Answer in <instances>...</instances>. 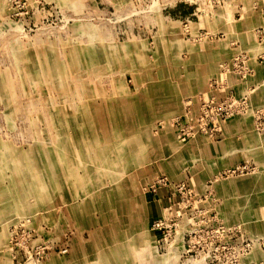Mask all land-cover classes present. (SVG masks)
<instances>
[{
	"label": "rangeland",
	"instance_id": "rangeland-1",
	"mask_svg": "<svg viewBox=\"0 0 264 264\" xmlns=\"http://www.w3.org/2000/svg\"><path fill=\"white\" fill-rule=\"evenodd\" d=\"M263 17L264 0H0V264H264V59L223 71ZM227 88L245 103L206 135Z\"/></svg>",
	"mask_w": 264,
	"mask_h": 264
},
{
	"label": "built area",
	"instance_id": "built-area-1",
	"mask_svg": "<svg viewBox=\"0 0 264 264\" xmlns=\"http://www.w3.org/2000/svg\"><path fill=\"white\" fill-rule=\"evenodd\" d=\"M260 30L264 33V28H260L258 32H260ZM249 56L250 55L247 52L238 54L233 58L231 62L227 63L224 66L223 71L227 73L230 72V74L241 77H247L248 75L253 74V71L248 66V61L250 60ZM223 85H225V83H223ZM227 89L228 95L222 97L221 99H216L214 96H211L212 111L200 113L198 119L196 120V124H198V130L201 132H205L206 135L211 134L210 132L214 131V128H217L220 124L225 123L226 120L233 117L235 115L236 109L239 106H242V103H245L234 96L235 90L233 88ZM224 106L227 108V111L224 114L218 113V110L223 109ZM209 124L212 125L211 128L208 127ZM187 135L189 136L191 134Z\"/></svg>",
	"mask_w": 264,
	"mask_h": 264
},
{
	"label": "crops",
	"instance_id": "crops-1",
	"mask_svg": "<svg viewBox=\"0 0 264 264\" xmlns=\"http://www.w3.org/2000/svg\"><path fill=\"white\" fill-rule=\"evenodd\" d=\"M244 34L246 35V37L248 35H250V37L248 38V40H241L239 41V44L241 45H236V44H232L233 46V50H236V49H241V48H244V51L247 52L250 56L254 57V58H257V59H260L261 57H263L264 59V33H263V40L260 39V41H254L252 40V33H251V25L246 23L244 25ZM262 27V26H260ZM263 28H264V17H263ZM236 46H238V48H236ZM259 70V69H258ZM263 76H264V68H263ZM235 120V119H234ZM232 121V120H231Z\"/></svg>",
	"mask_w": 264,
	"mask_h": 264
}]
</instances>
